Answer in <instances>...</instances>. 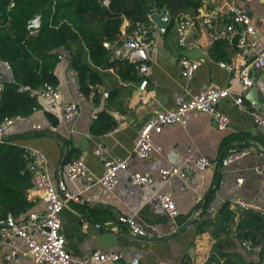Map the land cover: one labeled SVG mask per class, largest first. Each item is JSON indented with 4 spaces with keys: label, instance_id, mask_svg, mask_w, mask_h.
<instances>
[{
    "label": "crops",
    "instance_id": "1",
    "mask_svg": "<svg viewBox=\"0 0 264 264\" xmlns=\"http://www.w3.org/2000/svg\"><path fill=\"white\" fill-rule=\"evenodd\" d=\"M239 3L257 27L255 50L239 46L237 39L226 38L230 14L222 0H203L199 12L214 17L215 37H211V29L201 28L192 35L196 46L185 51L178 45L177 24L165 32L154 30L158 50L148 54L149 72L140 74L139 79L126 80L116 69H110L105 82L89 94L81 91L78 73L71 66L69 54L62 50V60L55 70L61 102H49L36 94L38 105L32 113L6 128L8 141L43 151L54 180L63 178L69 190L80 193L85 200L62 211L61 231L71 252L88 255L101 248L123 254L119 262L102 264H264V218L241 212L234 205L237 198L264 204V157L247 156L226 168H196L201 157L221 160L232 149L264 147V126L256 122V113L264 108L263 78L254 73L255 85L246 93L238 82L240 67L264 47V0ZM181 17L192 19L198 15L189 10ZM130 31L131 24L125 19L122 32ZM119 51L127 54L120 44H115L114 59L137 64L130 58H119ZM182 54L199 62L190 80L183 75L179 62ZM233 62L237 66L232 67ZM0 80L14 81L12 69L1 67ZM144 80L148 84L142 88ZM209 87L230 88V95L219 102V110L231 119L228 129L220 130L208 113L190 111L187 126L168 125L152 134L163 149L162 155L146 158L134 154L138 134L152 116L176 108ZM254 88H258L255 100L250 94ZM240 96H244L248 109L236 105ZM70 102L81 106L80 115L74 120L64 117V104ZM101 113L109 114L115 122L112 130H93ZM97 145L105 146L108 152L95 154ZM80 155L86 157L88 172L95 178L103 175L106 159L128 160L129 166L119 172L120 181L113 190L101 185L83 190V180L68 177L69 163ZM171 166L188 172V177L158 180L147 188L130 179L132 172L157 174ZM162 193H171L177 201L179 213L174 219L160 205ZM28 197L34 202L31 210L42 208L43 201L33 186ZM199 210L201 214L196 218ZM120 216L133 217L142 226H156L157 230L147 237H134L123 224L118 232L96 227L97 223ZM245 242L251 247H246ZM14 251L16 256L8 258ZM0 264H33L26 243L20 238L0 241Z\"/></svg>",
    "mask_w": 264,
    "mask_h": 264
},
{
    "label": "built area",
    "instance_id": "2",
    "mask_svg": "<svg viewBox=\"0 0 264 264\" xmlns=\"http://www.w3.org/2000/svg\"><path fill=\"white\" fill-rule=\"evenodd\" d=\"M104 5H109L110 0H101ZM224 8L230 14V21L226 24V38L229 40L237 39L239 46L248 47L255 50L257 47V27L249 12L239 3V0H222ZM15 6L12 0L9 9ZM152 15V14H151ZM149 15V22H139L130 32L123 33L121 37V46L123 49L145 50L149 53H156L158 50L157 40L153 37L154 30H157L156 24ZM201 28L211 29V37H215L214 17L212 15H198L197 18L186 19L177 23L178 45L185 51H189L196 46V41L192 35ZM179 62L183 68V75L187 79H192L199 68V62L190 58L187 54H182ZM237 66L236 62L232 67ZM12 69L11 63L0 59V68ZM135 69L139 74H146L150 71L151 65L148 62L137 63ZM238 82L246 93L255 85L254 73L261 74L264 82V47L255 52L250 62L240 67ZM148 80H144L141 87L144 88ZM18 92H29L39 95L43 100L60 103L62 94L60 89L49 82L44 83L39 88H33L30 85L20 86ZM94 93L90 94L93 98ZM230 95V88L209 87L202 92L193 95L189 100L183 101L176 108L158 112L147 122L140 130L136 139L134 154L142 157H152L153 155H162L163 149L152 138L153 133L161 132L165 126L182 124L187 126L190 111H200L210 114L217 123L220 130L229 128L231 119L228 115L219 110V102ZM84 99L87 96H83ZM236 105L242 109H248L244 96H240L235 101ZM81 112V106L78 102L64 104V117L66 120L76 119ZM22 116H7L0 118V142L6 139V128L13 125ZM97 118V115H95ZM256 122L264 126V108L256 113ZM108 152V148L103 145H97L94 153L102 155ZM247 156L264 157V147L255 148L247 146L244 148L232 149L221 160H213L207 157H201L196 161L198 170H206L210 167L226 168L230 164ZM24 157L27 160V168L31 173L33 189L39 194L43 201L42 208L31 210L25 218L15 222L11 226H0V241L11 240L15 238L22 239L28 247V255L32 258L33 264H102L107 262H119L123 258L121 252H115L98 248L88 255H78L71 252L66 245V238L62 229V211L65 207L73 208L74 203H84L85 200L80 193L71 192L66 181L63 178L54 180L49 167L46 154L37 148H25ZM129 166L128 160L106 159L104 161V173L101 177L95 178L89 174L86 157L78 156L68 165V177L71 180H83V190H90L97 185L104 186L113 190L120 181L119 172L126 170ZM260 173L262 169L258 170ZM188 172L178 166H171L161 169L157 174L151 172H132L131 181L141 187L147 188L156 183V181H167L173 176L182 178L188 177ZM159 202L165 212L174 219L179 213V207L176 199L171 193H162L159 195ZM234 205L241 212H253L264 218V204L255 200H246L237 198ZM201 210L196 212V218H199ZM87 224V222L85 223ZM126 225L134 237H147L156 232V226L144 227L133 217L120 216L116 220H108L104 223H97L96 227L108 228L112 232L119 231V225ZM244 245L250 248L249 242ZM16 252H11L8 258L16 256Z\"/></svg>",
    "mask_w": 264,
    "mask_h": 264
},
{
    "label": "trees",
    "instance_id": "3",
    "mask_svg": "<svg viewBox=\"0 0 264 264\" xmlns=\"http://www.w3.org/2000/svg\"><path fill=\"white\" fill-rule=\"evenodd\" d=\"M14 1L9 9L12 0H0V59L11 63L14 75L12 82L0 80L1 119L32 113L38 105L37 95L18 92V88H39L46 82L55 85L62 50L69 54L84 94L102 85L110 69H116L123 79H139L136 64L113 58V45H121L125 19L133 30L166 8L175 25L186 20L181 17L183 12L194 10L200 15L203 5V0H110L109 5L101 0ZM40 13L42 25L31 33L28 24ZM99 118L95 132H108L115 126L109 114L101 113ZM24 152V147L7 138L0 142V226L10 215L15 222L22 220L34 206L28 197L33 183Z\"/></svg>",
    "mask_w": 264,
    "mask_h": 264
},
{
    "label": "water",
    "instance_id": "4",
    "mask_svg": "<svg viewBox=\"0 0 264 264\" xmlns=\"http://www.w3.org/2000/svg\"><path fill=\"white\" fill-rule=\"evenodd\" d=\"M152 21L156 24L157 28L165 32L173 22L172 16L170 12L164 8L160 12H154L151 15ZM42 25V20H41V13L36 15L28 24V29L31 33L37 32L39 28ZM109 46V44H107ZM127 54L125 55L122 51L118 52V57L119 58H130L132 63H142V62H147L148 61V53L145 50H130L126 52ZM258 88H254L250 94L252 95L253 99H256V94H257ZM66 158V156H65ZM65 158L63 162L65 161ZM14 223V218L10 215L9 218L2 222L1 225L3 226H11Z\"/></svg>",
    "mask_w": 264,
    "mask_h": 264
}]
</instances>
